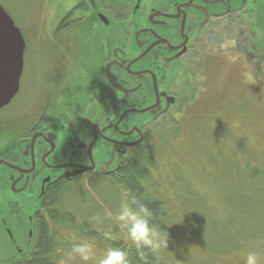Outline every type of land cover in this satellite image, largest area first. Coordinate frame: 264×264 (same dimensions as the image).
Returning a JSON list of instances; mask_svg holds the SVG:
<instances>
[{
    "label": "rangeland",
    "instance_id": "374dc122",
    "mask_svg": "<svg viewBox=\"0 0 264 264\" xmlns=\"http://www.w3.org/2000/svg\"><path fill=\"white\" fill-rule=\"evenodd\" d=\"M76 1L0 0L26 44L19 92L0 111V153L32 126L44 130L60 112L70 124L78 122L77 128L99 112V120L104 116L109 99L98 88V65L93 58L88 62L81 44L75 48L83 32L76 22L80 12L69 19L73 28L62 30L71 32L53 30ZM200 35L203 42L190 55L195 74L190 84L180 81L174 89L187 103L158 119L142 148L153 163L142 184L164 203L168 234V247L153 264H243L250 251L264 254V8ZM90 102L98 103L93 113ZM76 105L81 107L74 112ZM82 175L64 184L57 202L43 211L54 234L56 264L62 255L57 250L69 249L73 237L94 242L97 259L108 246L127 247L135 264V249L116 222L93 219L105 208L115 213L124 202L128 191L116 182L118 173ZM49 210L63 214L61 222L52 223ZM20 217L26 229L16 243L0 223V264L14 257L16 248L25 254L34 249L37 224H29L26 214Z\"/></svg>",
    "mask_w": 264,
    "mask_h": 264
},
{
    "label": "flooded vegetation",
    "instance_id": "af4514ba",
    "mask_svg": "<svg viewBox=\"0 0 264 264\" xmlns=\"http://www.w3.org/2000/svg\"><path fill=\"white\" fill-rule=\"evenodd\" d=\"M241 1L94 0L93 5L87 0L76 1V7L66 13L53 30L55 34L71 32L62 30L70 26L73 28L69 19L75 10L80 12L76 22L79 32H83L75 43V48L78 43L81 44V50L88 53V62H92L91 58L96 61L98 88L109 100L104 116L99 120L102 113L99 112L98 117L91 120L87 118V122L82 123L84 128H77L78 122L70 124L62 116L65 112H60L44 130L35 131L34 125L27 132L21 133L10 147L2 150L0 161L17 169L9 174L0 166V223L12 243L23 238L26 229L19 214H26L29 224L32 221L37 224L38 216L45 217L43 211L45 205L49 204V188L56 183L68 182L57 173L52 176L38 210L35 194L40 189V177L43 173L60 163L78 165L84 161L96 163L107 162L109 159L115 160L120 170L153 136L152 127L158 119L171 115L175 107L177 111L182 110L187 100L183 97L185 101H181L174 89L180 81L184 87L195 74L189 68L194 61L190 55L191 50L203 42L204 37L200 34L208 28L221 31L227 22L238 15L246 12L254 17L260 6L264 8L262 0H247L246 5L239 9L237 7ZM89 33L92 34L90 42L86 40ZM107 77H113L118 88L111 87ZM46 88V92L50 93L48 78ZM92 95L95 94L91 91L89 97L93 99ZM51 97L47 99L52 108L55 102ZM169 98L174 99L171 106H168ZM82 103L87 105V100ZM89 104H95L88 107L89 111L95 112L98 103ZM81 106L72 107L73 111H78ZM157 106L160 107L159 114L150 121L149 116L156 111ZM85 108L83 112H88ZM3 109L5 108L1 110ZM130 115L135 117L131 118ZM95 125L104 131L96 134V139L92 142L94 135H91V129ZM69 130L75 132L77 137ZM36 134L42 135L36 136L29 144L30 141L27 140ZM141 137L142 142L135 145ZM23 141H27V153L19 150V143ZM112 168L113 165L109 167ZM88 173L102 177L117 174L103 176L93 170L83 175ZM32 232L31 230L27 238L24 236L27 245ZM16 249L22 253L19 248Z\"/></svg>",
    "mask_w": 264,
    "mask_h": 264
},
{
    "label": "clouds",
    "instance_id": "9594fccd",
    "mask_svg": "<svg viewBox=\"0 0 264 264\" xmlns=\"http://www.w3.org/2000/svg\"><path fill=\"white\" fill-rule=\"evenodd\" d=\"M231 59L234 62L236 58ZM93 219L98 223L103 219L116 222L135 249V264H153L159 252L168 247V234L154 223L152 208L142 196L137 198L131 190H128L118 211L113 213L105 208L103 216L96 215ZM57 251L62 252L57 264H134L127 247L108 246L97 259L96 245L87 238L73 237L69 249ZM243 264H264V254L250 251L244 256Z\"/></svg>",
    "mask_w": 264,
    "mask_h": 264
},
{
    "label": "water",
    "instance_id": "95a60500",
    "mask_svg": "<svg viewBox=\"0 0 264 264\" xmlns=\"http://www.w3.org/2000/svg\"><path fill=\"white\" fill-rule=\"evenodd\" d=\"M87 1L90 5H93L94 3V0ZM262 1L264 3V0ZM246 2L247 0H242L240 6L237 8H243L246 5ZM24 52L25 42L20 30L14 25L12 19L0 6V110L9 105L19 91V83L24 65ZM107 82L111 87L118 88L113 77H107ZM173 101V98H169L168 106H171ZM159 111L160 107L157 106L156 111L149 116L151 118L150 121L154 120L158 116ZM103 131L104 130H100L97 125L93 126L91 129V135H94L92 142L95 141L96 134L102 133ZM69 132L74 137H77L75 132L71 130H69ZM38 135L42 134H36L32 139L27 140L30 141L29 144H31L34 141V138ZM27 141L19 143V150L24 151V153H27V145H25ZM141 142L142 137L139 138L134 144L138 145ZM22 143L23 146H21ZM29 153H31V148ZM115 163L116 165L112 169H109V167H111ZM0 166H3L9 174L17 170L13 165L7 164L2 161H0ZM118 169L119 165L113 159H109L107 162L97 161L96 163L92 161H84L79 163L78 165H65L60 163V165L53 167L52 169H50V171L43 173L40 177L41 186L35 194L37 209H40L42 202L44 201L46 188L50 183L51 177L56 173L59 177H64L67 181H71L74 177L93 170L98 171L101 175H110L115 173Z\"/></svg>",
    "mask_w": 264,
    "mask_h": 264
},
{
    "label": "trees",
    "instance_id": "16d2710c",
    "mask_svg": "<svg viewBox=\"0 0 264 264\" xmlns=\"http://www.w3.org/2000/svg\"><path fill=\"white\" fill-rule=\"evenodd\" d=\"M64 120V119H63ZM152 159L148 152L144 149L134 154L127 164L122 167L118 175L115 176L118 185L122 186L126 191L131 190L132 194L137 198L143 197L144 201L149 204L154 212V223H156L161 231H166L163 223L165 218L164 203L146 192L142 180L150 177L149 167L152 166ZM64 184L56 183L49 188L47 200L51 204H55L58 199L59 190ZM63 215V214H62ZM62 215L56 210H49L48 217L52 223H58L62 220ZM66 217H70L65 215ZM37 237L35 239L34 249L29 253H16L14 257L7 260L4 264H56L55 251L56 244L54 242V234L49 230L48 222L45 217H37ZM118 245H122L119 244Z\"/></svg>",
    "mask_w": 264,
    "mask_h": 264
}]
</instances>
